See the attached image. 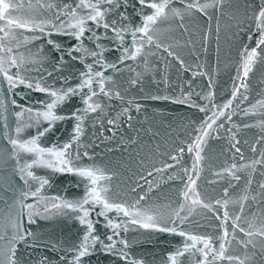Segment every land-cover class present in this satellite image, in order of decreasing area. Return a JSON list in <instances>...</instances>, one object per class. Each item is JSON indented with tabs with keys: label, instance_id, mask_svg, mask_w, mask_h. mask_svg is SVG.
Wrapping results in <instances>:
<instances>
[{
	"label": "snow or ice",
	"instance_id": "snow-or-ice-1",
	"mask_svg": "<svg viewBox=\"0 0 264 264\" xmlns=\"http://www.w3.org/2000/svg\"><path fill=\"white\" fill-rule=\"evenodd\" d=\"M129 7L135 16L128 14ZM228 7L225 0H135L131 4L129 0H48L37 4L29 0L27 6L14 0H0V124L3 129L0 138L5 141L0 146V171L11 169L21 184L19 189H11L10 202L5 200L4 211L0 212V264H21L20 245H27L30 239L35 242V234L26 225L34 224L41 217L69 214L83 226L81 239L69 248L57 246L62 253L59 259L45 258L43 264H86L85 258L94 254L97 245L106 254L129 264V241L122 233L126 235L132 226L184 238L183 245L168 254L170 264H184L186 258H191L190 264H224L225 261L227 264H257V254L261 256L259 264H264V212L250 216L245 213L250 202L264 205V93L252 102L247 83L256 64L264 63V0L247 6L252 9L251 15L246 16L251 21L246 25L247 39L252 42L255 36V46L241 47L237 68L239 83H233L230 98L217 104L215 92L210 90L203 96L206 101L203 105L195 104L191 93H181L183 99L177 101L189 103L203 113L204 118L192 121L191 135L172 149L173 164L154 169L158 175L173 173L167 175L168 181L181 185L176 189L175 200L154 199V187L158 186L149 184L145 190L139 183L132 189L135 198L117 199L110 187L115 173L96 163H84L83 158L92 157L88 151L81 152L84 125L90 117L101 126L107 121L115 133L121 119L130 122L133 109L140 110L139 103L127 98L128 90L143 84L144 73L153 70V60L166 54L184 65L179 51L189 45L196 49L195 33L189 22L194 27L197 15L208 22L206 31L201 32L200 51L206 52L207 42L215 40L218 53L220 18L226 15ZM214 15L215 27L211 23ZM236 27H240V22ZM54 35L66 38V45L53 39ZM41 40L59 54L60 64H66L65 56H68L82 65L75 83H70L69 77H59L58 83L53 73L46 70L45 75L33 74L41 71L43 47L28 55L20 49ZM112 52L116 53L115 58L107 59L106 53ZM133 65L141 71H136ZM125 71L130 74L125 82L127 88L118 81ZM211 83L209 77V85ZM30 92L42 94L43 98L20 104L18 99L27 101ZM74 97H79L83 107L62 114L63 106ZM150 98L169 99L167 96ZM113 100L119 102L118 110ZM244 104L247 107H240ZM234 117H252L254 122L236 124ZM68 120L75 121L69 139L49 141L48 136L57 123ZM226 124L229 127H225ZM249 127L261 130L256 141L260 147L253 146L250 149L253 157L246 160L237 147L241 143L237 137L241 128ZM222 130L227 133L229 148L234 149L241 162H232L215 173L217 177L230 179L218 196L209 197L202 193L198 181L207 163L209 140H220ZM186 156L191 160L190 166H185ZM39 170L49 175H75L79 178L76 187L82 188V193L73 198L45 196L51 180L47 175H38ZM257 175L260 181H256ZM255 187L259 192L254 195ZM202 212L216 220L219 235L183 230ZM98 224L110 230L104 240L97 233ZM238 233L245 237L238 241L244 249L243 258L226 255ZM257 248L258 253L254 251ZM130 264H145V261L134 259Z\"/></svg>",
	"mask_w": 264,
	"mask_h": 264
},
{
	"label": "water",
	"instance_id": "water-1",
	"mask_svg": "<svg viewBox=\"0 0 264 264\" xmlns=\"http://www.w3.org/2000/svg\"><path fill=\"white\" fill-rule=\"evenodd\" d=\"M17 3H24L25 6L29 0H14ZM32 4L39 2H48V0H30ZM56 2H72V0H56ZM135 0H129L134 3ZM203 2V0H201ZM229 5L225 9L226 15L220 18L221 31L219 40V52L217 53L216 41L209 40L207 42V51H200L201 32L206 31L208 22L202 15H197L195 26L189 27L195 33L193 39L196 41V49L191 46L184 47L179 51L184 65H180L174 58L161 54L153 60V70L144 73L143 84L140 87L129 89V99H134L141 105L140 110L133 109L131 112L132 120L121 119L119 126L113 133L111 126L104 122L101 126L97 120L90 117L84 125L85 133L81 137V152L88 151L92 159L83 158L84 163H96L104 166L115 173L111 181L112 194L117 199H133L135 193L132 189L136 188L137 183L148 189L149 184L158 186L154 187L153 198L175 200L176 189L181 187L178 183L174 184L168 181L167 175L161 172L158 175L154 169H162L164 164H173L170 156L174 154L172 149L178 146L181 140L191 135V122L204 118V114L199 112L189 103L177 102L183 99L181 93H191V100L195 104L203 105L206 101L203 96L210 90L215 92V103L221 104L230 98L233 89V83H239L237 80V68L239 67V52L242 45L251 44L255 46L253 41L247 39V27L251 24L246 16H250L252 9L248 5L258 4L260 0H225ZM179 6V5H177ZM138 7V5H137ZM128 14L135 16L132 8H128ZM24 14H28L25 7ZM229 17H235L230 19ZM216 16H213L212 26L215 27ZM240 22V27L236 24ZM29 34V33H25ZM62 45H66V38L53 36ZM43 47V63L39 73L34 75H45V71L53 73V79L59 83V77H69L70 83H75V77L79 71L83 70L81 64H78L65 56L66 64H60L59 54L47 43L41 40L39 43L33 42L27 48H21L20 51L28 55L29 52L37 53L39 47ZM116 53H106V58L113 60ZM55 65V67H54ZM29 68L37 67L28 65ZM135 68V65H133ZM141 71L140 68H135ZM198 73L193 75V73ZM199 73H207L200 75ZM110 72H106V75ZM209 77L212 83L209 85ZM130 78L128 72L118 77V81L127 88L125 83ZM51 83L52 81H48ZM249 86V97L252 102L259 99L260 93H264V63L258 62L253 71L247 78ZM164 97L169 99H152L150 97ZM42 94L36 92L28 93V100L18 99L20 104L30 103L34 99H42ZM113 106L116 110L119 108V102L113 100ZM126 106V105H125ZM83 107L79 97H74L69 103L65 104L62 114H69L76 108ZM240 107H247V104ZM258 118V117H257ZM11 122V117H9ZM236 124H252V117H234ZM131 124V127L128 124ZM75 121L68 120L58 122L55 130L48 136L49 141L59 139L66 141L69 139V133L73 131ZM229 127V125H225ZM2 124H0V133H2ZM261 135L258 127L241 128L237 139L240 140L241 153L245 159H251L253 153L251 148L255 146L259 149L260 145L256 144L257 139ZM247 141V143H245ZM5 141L0 138V146ZM185 166H190L191 160L185 157ZM240 163L239 156L235 154L234 149L229 148L227 133L221 131V139L215 138L209 140L207 150V163L204 171L198 181L202 193L209 197L218 196L222 187L227 186L230 177H217L215 173L224 166L232 163ZM38 175H47L51 180V185L47 186L44 192L45 196L61 195L67 198H73L82 193V188H77L79 178L73 174L55 173L49 175L47 171L39 170ZM239 174V173H238ZM243 179V177H242ZM256 181H260L261 177L257 175ZM31 183V182H30ZM233 183H235L233 181ZM21 187L20 181L16 173L11 169L8 171H0V212L4 211V201L10 202L12 196L11 189ZM243 188V184L240 185ZM139 191V189H136ZM230 191H232L230 189ZM259 192V188L255 187L253 194ZM31 202V199L28 200ZM264 212V205L256 206L255 202L245 208V213L249 216L252 213L260 215ZM93 218H95L93 216ZM30 231L35 234L34 241L30 239L27 245L21 244L19 247V256L21 264H43L45 258L56 261L59 259V247L69 248L71 245L78 243L83 235V226L74 215H54L50 218L41 217L30 226ZM184 231L195 234H203L208 232L214 236L219 235L216 231V220L207 212H202L184 228ZM231 231V229H230ZM110 234V230H106L102 224L97 225V233L104 240L105 234ZM124 238L129 241V264L131 260L143 259L145 264H170L168 254L176 248L181 247L184 238L177 234L166 233L158 230L143 229L138 226L129 228L127 234H123ZM242 234H237L235 240H232L230 249L226 255H241L243 258L244 249L238 243L244 239ZM107 243V241H104ZM218 247V245H217ZM259 252L257 248L254 250ZM191 258H186L184 264H190ZM257 264L261 259L259 254L255 255ZM86 264H125V262L111 254H106L99 245L93 255L85 258ZM219 264V262H218ZM227 264V261L224 262Z\"/></svg>",
	"mask_w": 264,
	"mask_h": 264
}]
</instances>
